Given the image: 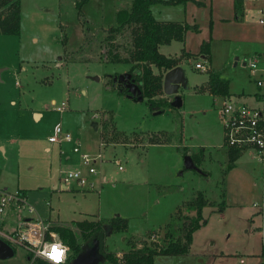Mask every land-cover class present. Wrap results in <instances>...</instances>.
<instances>
[{
    "label": "rangeland",
    "instance_id": "1",
    "mask_svg": "<svg viewBox=\"0 0 264 264\" xmlns=\"http://www.w3.org/2000/svg\"><path fill=\"white\" fill-rule=\"evenodd\" d=\"M76 1L21 0L19 34H0V187L23 190L35 217L70 227L83 246L75 222L126 218V230L104 240V249L118 256L129 249L128 239L138 247L145 243L155 248L168 242L167 230L181 235L183 215L192 214L186 202L202 192L210 202L202 209L203 223L193 232L188 253L158 254L154 264H238L240 259L242 264H264L263 164L248 149L229 176L222 177L229 166L220 121L222 99L199 90L208 70L195 67L196 62L209 65L198 54L205 39L214 49L212 70L228 79L231 92L253 98L263 94L255 82L263 78L264 68L259 8L236 20L234 0L155 3L156 19H184L199 27L187 32L184 43L173 40L161 46L168 55L182 50L192 54L182 58L186 86L179 90L181 107L155 114L146 98L130 99L111 85V76L130 72L131 63L101 57L115 49L121 58L128 56L129 35L108 28L119 23L132 0H89L81 14ZM82 18L87 21L86 38ZM254 58L258 62L253 74L248 62ZM62 106V112L54 109ZM56 125L78 139L81 152L95 153L96 144L104 143L106 160L95 165L98 176L106 177L99 191L61 188L60 170L76 168L79 153L73 152L74 143L48 141ZM155 134L163 142L147 145ZM186 145L194 152L204 150L194 153ZM194 154L199 169L207 173L185 167L184 156ZM16 213L7 210L0 217L12 224ZM0 232H8L4 224ZM13 247L14 255L0 259V264H32L24 246Z\"/></svg>",
    "mask_w": 264,
    "mask_h": 264
},
{
    "label": "trees",
    "instance_id": "2",
    "mask_svg": "<svg viewBox=\"0 0 264 264\" xmlns=\"http://www.w3.org/2000/svg\"><path fill=\"white\" fill-rule=\"evenodd\" d=\"M89 0H79L75 2L76 7L81 9L83 4ZM185 0H132L129 11L124 12L120 17L119 23L115 26H110L108 31L110 33H125L131 39V49L128 56L121 58L115 49L108 52L107 55H101L105 62H121L131 63L129 71L135 79L142 91V95L146 98L150 109L164 112L167 108H173L170 101L163 97V72L175 66H178L183 55L191 56L192 53H187L182 50L178 57H169L163 54L159 47L163 44H169L173 40L184 41L185 34L189 30L197 31L199 29L197 24H189L188 22L178 21H159L151 11V6L155 3L176 4ZM197 4L201 2L194 0ZM243 0H234V9L239 13L242 9ZM122 12H119V16ZM21 17V0H0V34L16 35L20 30ZM84 18L79 20L81 28L86 38L88 26ZM63 31V30H61ZM68 37L62 33V42L67 43ZM199 54L206 60H210L209 42H203L200 45ZM156 68L159 72H154ZM208 80L204 88H206L213 95H228V81L220 77V74L208 70ZM115 75V74H114ZM112 87L117 89L120 94L126 95L128 91L122 86H113L112 76L110 78ZM134 99V98H133ZM155 134L149 136L148 143H162L161 139ZM229 162L228 171L234 166L235 161L242 154V151L229 147L226 150ZM194 163L199 166L197 154L191 155ZM206 173V172H202ZM210 201L199 192L194 198L186 202V207L191 215H183V223L180 227L181 235L175 237L167 230L165 235L168 242L163 246L150 247L143 244L138 247L131 239L127 240L129 249L124 251L121 256L115 252L104 249L105 238L112 233L125 231L128 220L119 215L113 216L108 220H88L75 222L80 236L84 240L85 245H91L97 242L99 252L105 262L100 261L99 264H154L155 256L161 255H186L192 241L193 232L198 229L203 223L202 209ZM51 230L54 231L59 239L69 247V256L67 263L76 257L82 250L83 245L78 241L75 232L68 226L53 225ZM14 248V247H13ZM15 251V249H14ZM31 259L32 255L27 253ZM39 264H50L40 258H36ZM32 262V264H33Z\"/></svg>",
    "mask_w": 264,
    "mask_h": 264
},
{
    "label": "built area",
    "instance_id": "3",
    "mask_svg": "<svg viewBox=\"0 0 264 264\" xmlns=\"http://www.w3.org/2000/svg\"><path fill=\"white\" fill-rule=\"evenodd\" d=\"M258 20L264 25V8L258 10ZM257 59L248 62L250 70L254 73L257 70ZM195 67L201 71L209 70L204 62H196ZM263 78L256 79L259 88H264V68L261 70ZM56 111L62 112L64 106L55 107ZM220 121L223 129V146L233 147L241 150H252L254 157L263 164L264 171V93L260 94V105L250 106L238 103L233 100L224 99L220 108ZM51 143L62 144L63 142L74 143L73 152L79 153V163L76 168L60 170V185L63 190L69 189L71 185H76L81 190H98L102 183L106 181L105 176H98L96 163L106 160L103 152L104 143H100L99 150L95 153L81 152L78 139L56 125L53 134L48 137ZM119 169H122L118 160H115ZM13 210L18 215L14 220L12 230L0 232L2 238L11 245L24 246L28 253L32 255L31 261L40 258L48 263L51 262L41 252L50 250L53 244H60L67 248L63 264H67L69 247L64 244L58 235L51 230L52 221L44 219L39 215L36 217L35 208L28 202L25 193L21 190L14 192L7 188L0 187V215L5 211ZM25 210L26 213H21ZM1 221L2 218L0 217ZM263 255H264V231L262 232ZM46 246H49L46 249ZM240 263L243 260L240 259ZM239 263V264H240Z\"/></svg>",
    "mask_w": 264,
    "mask_h": 264
},
{
    "label": "water",
    "instance_id": "4",
    "mask_svg": "<svg viewBox=\"0 0 264 264\" xmlns=\"http://www.w3.org/2000/svg\"><path fill=\"white\" fill-rule=\"evenodd\" d=\"M3 70L4 68L0 67V74ZM112 78L113 86H116L117 81L128 80V83H126L129 90V92L126 94L128 98H134L138 101L144 99L139 83L135 82V79L132 78L131 72L115 74L112 76ZM130 78L131 80H129ZM93 79L97 80L98 77H93ZM162 86L164 94L166 96L173 97L170 101V105L175 108L181 107L182 99L179 95V90L181 88H185L186 86V78L181 66H175L164 72ZM159 113L160 111L155 112V114ZM35 117H38V114H35ZM94 128L97 129L96 123L94 124ZM184 165L188 169H194L198 172H202L194 163L190 155L184 156ZM14 252V248L7 241L0 237V259H7L9 257H12L14 255ZM99 254L98 244L97 242H94L91 245L83 246V250L67 264H99V262L103 259L101 254L99 257Z\"/></svg>",
    "mask_w": 264,
    "mask_h": 264
},
{
    "label": "crops",
    "instance_id": "5",
    "mask_svg": "<svg viewBox=\"0 0 264 264\" xmlns=\"http://www.w3.org/2000/svg\"><path fill=\"white\" fill-rule=\"evenodd\" d=\"M256 1H259V2H261L260 3V5H257L255 2ZM157 4V3H156ZM84 5V4H83ZM171 5H173V4H171ZM154 6H155V4H153L152 6H151V11H152V14H153V8H154ZM261 9V8H264V0H243V2H242V9H241V11L239 12V13H236V12H234V17H235V19L236 20H244V18H246V16H247V14L250 12V13H257V9ZM258 9V10H259ZM235 10V9H234ZM154 16V15H153ZM157 20H159V21H178V22H188L189 24H196V23H191V22H189V21H187V20H184V19H179V20H168V19H157ZM189 31H193V30H189ZM188 32V31H187ZM187 32H186V34H185V38H186V35H187ZM185 38H184V41H185ZM203 40H205V39H203ZM203 40L201 41V43H200V45L203 43ZM184 41H183V43H184ZM179 42H181V41H179ZM161 46L162 45H160V47H159V50H161ZM186 52H188V53H192L191 51H189V50H185ZM214 52V49H213V46H212V44H211V42H209V55H210V60H208V62H209V65H208V67H209V70L211 69L212 70V68H213V66H212V53ZM163 54H165V53H163ZM199 54V53H198ZM166 56H169V57H178V56H180L181 55V52L180 53H174L173 55H168V54H165ZM201 57H202V59L203 60H205V62H206V59L205 58H203V56L201 55ZM185 59H182V61H181V63L179 64V66H181V64H182V62L184 61ZM181 68H182V66H181ZM183 69V68H182ZM183 72H184V69H183ZM254 74V73H253ZM1 75V74H0ZM184 76H185V72H184ZM220 77L221 78H223L221 75H220ZM223 79H225V78H223ZM207 80H208V76H207ZM207 80H206V82L203 84V85H201L200 87H199V90L200 91H202V90H206V91H208L206 88H204V86L206 85V83H207ZM227 81H228V79H226ZM255 82H256V80H255ZM257 85V84H256ZM259 88V87H258ZM198 90V91H199ZM208 93L210 94V95H212V96H214L215 98H217V97H220L221 99H222V101L224 100V99H230V100H233V101H236V102H238V103H243V104H250V106H256V104H260V100H259V97H260V95L258 94V93H255V96H254V98L252 97V96H245V95H243L242 93L241 94H236V93H233V92H231L230 90H229V81H228V95L227 96H222V95H213V94H211L209 91H208ZM164 97V96H163ZM252 104V105H251ZM183 137V136H182ZM181 142H182V140H181ZM157 144H161V143H155V144H151V143H147V145H157ZM184 147H188L187 145L186 146H184ZM200 148H202L203 150H204V147H199L198 149H196V152H198L199 151V149ZM47 150L49 149L48 147L46 148ZM95 149V148H94ZM99 149V145L98 144H96V149H95V151H97ZM188 149H190L189 147H188ZM191 150V149H190ZM225 150H227V148H225ZM192 151V150H191ZM192 152H194V151H192ZM196 152H194V153H196ZM191 156V155H190ZM65 160L66 161H69L70 160V156L69 155H66L65 157ZM226 160V159H225ZM74 163H75V165H77L78 163H79V155L77 156V159L74 161ZM236 164H237V160L235 161V166H236ZM234 166V167H235ZM233 167V168H234ZM231 169V170H229L228 172H226V174L224 175V176H222V177H228L229 176V174H230V172H232L234 169ZM207 173V172H206ZM2 187V186H1ZM4 188H6V187H4ZM81 190V189H80ZM21 191H23V190H21ZM82 191H84V190H82ZM24 192V191H23ZM25 193V192H24ZM25 195H26V193H25ZM9 212H13L14 213V211L13 210H9ZM6 219L7 218H4V219H2V221H1V225L2 224H4V227L6 228V230L7 231H9L8 229L10 228V227H12L13 228V226H14V222L12 223V224H8L7 222H6ZM11 245V244H10ZM12 247H13V245H11ZM125 248V247H124ZM28 253V252H27ZM243 260V259H242ZM239 264V263H238Z\"/></svg>",
    "mask_w": 264,
    "mask_h": 264
},
{
    "label": "clouds",
    "instance_id": "6",
    "mask_svg": "<svg viewBox=\"0 0 264 264\" xmlns=\"http://www.w3.org/2000/svg\"><path fill=\"white\" fill-rule=\"evenodd\" d=\"M49 246H46V249ZM67 252V248L63 247L60 244H53L50 246V250H45L41 252V255L46 257L51 264H63L65 260V253ZM58 254V255H57Z\"/></svg>",
    "mask_w": 264,
    "mask_h": 264
},
{
    "label": "flooded vegetation",
    "instance_id": "7",
    "mask_svg": "<svg viewBox=\"0 0 264 264\" xmlns=\"http://www.w3.org/2000/svg\"><path fill=\"white\" fill-rule=\"evenodd\" d=\"M118 74H120V73H118ZM112 76H113V75H112ZM132 78H133V77H132ZM129 80H131V78H130ZM112 81H113V78H112ZM135 82H136V81H135ZM126 83H128V80L117 81L116 86H122V87L126 88V90L129 92Z\"/></svg>",
    "mask_w": 264,
    "mask_h": 264
},
{
    "label": "snow or ice",
    "instance_id": "8",
    "mask_svg": "<svg viewBox=\"0 0 264 264\" xmlns=\"http://www.w3.org/2000/svg\"><path fill=\"white\" fill-rule=\"evenodd\" d=\"M58 255V254H57Z\"/></svg>",
    "mask_w": 264,
    "mask_h": 264
}]
</instances>
